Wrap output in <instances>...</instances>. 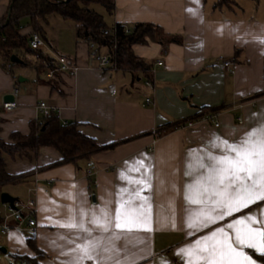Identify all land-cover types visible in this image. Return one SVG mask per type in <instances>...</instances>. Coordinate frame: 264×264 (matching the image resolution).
I'll return each instance as SVG.
<instances>
[{"label": "crops", "instance_id": "obj_1", "mask_svg": "<svg viewBox=\"0 0 264 264\" xmlns=\"http://www.w3.org/2000/svg\"><path fill=\"white\" fill-rule=\"evenodd\" d=\"M10 1L0 0V19ZM215 2L114 0L113 14L104 8L99 13L111 27L149 23L182 37V44L166 49L153 42L133 47L154 71L155 90L142 72L111 66L99 70L92 48L77 40L64 48L79 68L75 75L48 79L47 72L37 71L21 82L16 67L9 71L0 60L2 139L14 132L28 135L31 124L44 118L37 106L45 102L62 123H78L82 134L106 147L88 161L93 163L91 178L87 161L61 163V155L48 147L30 159L5 157L7 173L26 187L23 201H36L38 232L33 238L46 254L41 264H205L196 259L206 255L197 242L213 243L204 238L220 229L234 247L263 264L250 252L264 255L235 244V229L228 225L245 220L264 229V201L226 214L217 202L228 199L235 185L220 183L214 169L224 166L210 157L234 158L227 145L240 146L250 133L259 139L264 129V0H236L232 9H216ZM31 32L30 27L22 30L26 36ZM97 52V58L107 54L106 49ZM149 96L154 105L145 104ZM7 102L16 108L4 110ZM204 111L218 112L219 128L204 122L178 127ZM118 212L119 222L125 215L136 218L130 231L116 228ZM29 239L20 232L0 237V264L13 263V255L35 257ZM258 244L264 240L258 238Z\"/></svg>", "mask_w": 264, "mask_h": 264}, {"label": "trees", "instance_id": "obj_2", "mask_svg": "<svg viewBox=\"0 0 264 264\" xmlns=\"http://www.w3.org/2000/svg\"><path fill=\"white\" fill-rule=\"evenodd\" d=\"M12 1L8 9V13L11 9L9 23L6 25L8 13L0 19V60L2 66L9 71L14 67L28 66L40 73L44 71L46 73L56 67L52 57L44 54L42 50H33L29 44L33 33H38L45 39L40 22H47L48 17L53 14L73 22L77 42L88 44L94 54L106 49L107 54L112 56L114 69L132 73L142 72L149 79L151 66L134 54L133 47L153 42L166 49L170 44L183 42L180 35L166 34L161 27L149 23H137L129 28V33L125 32L124 25L108 26L103 16L91 6L100 5L111 15L115 9L114 0H15L13 5ZM235 4L236 0H216L214 7L232 9ZM25 18L29 20L28 27L32 29L29 36L22 34L25 28L22 27V22ZM22 54L32 55L34 59L30 62L20 58L22 61L20 64L11 62L13 55L19 57ZM44 147L56 150L62 157L61 163H74L77 166L80 162H88L93 155L106 148L82 134L78 123L72 122L63 126L58 115L53 112L41 122L32 123L28 135L14 132L8 140L0 137V196L4 184L20 181L19 178L7 173L5 157L12 160L30 159ZM90 182L93 186L91 179ZM28 246L35 253V257L13 255L15 264H41L46 257V254L38 248L34 238L28 240ZM250 254L264 264V256L254 252Z\"/></svg>", "mask_w": 264, "mask_h": 264}, {"label": "snow or ice", "instance_id": "obj_3", "mask_svg": "<svg viewBox=\"0 0 264 264\" xmlns=\"http://www.w3.org/2000/svg\"><path fill=\"white\" fill-rule=\"evenodd\" d=\"M259 139L253 140L255 133L249 134V139L243 141L240 146L227 145V147L235 152V157H210L224 167L215 170L219 172V181L224 183L229 181L228 187L235 185L233 194L224 201H218L227 209L226 214L233 211H239L243 207H247L250 203L256 201H264V129L260 130ZM139 163V162H138ZM139 195V193H137ZM192 200V203H198ZM121 214L117 213L116 228L131 230V226L135 224L136 218L131 215H125L123 222H119ZM248 221L255 223L254 218L248 217ZM243 225L244 227H238ZM75 227V225H69ZM228 228L235 229V244L246 246L254 249L261 255H264V244H258V238L264 240V229L253 228L245 220H237L235 224H229ZM219 237V238H218ZM205 241H214L211 244L205 243L200 246L198 241V251L206 253V255L196 256L197 260H203L205 264H255L250 256L243 251L234 247L230 242L231 238L223 229L219 233H213L211 237H205ZM189 257L193 256V250H186ZM191 264V261H190Z\"/></svg>", "mask_w": 264, "mask_h": 264}, {"label": "built area", "instance_id": "obj_4", "mask_svg": "<svg viewBox=\"0 0 264 264\" xmlns=\"http://www.w3.org/2000/svg\"><path fill=\"white\" fill-rule=\"evenodd\" d=\"M129 28L125 26V32L129 33ZM108 34V32H105ZM115 34V32H114ZM30 47L33 50H43L47 48V44L44 42L42 36L38 33H33L29 39ZM93 59H98L99 70L105 71L108 66H111L114 69V64L112 61V56L109 54H105L103 56L92 55ZM54 61L56 67L54 69H50L46 73V77L48 79H54L56 74L62 73H70L71 75H75L78 71V67L74 66L71 61L64 56H54ZM160 64V63H159ZM225 67H229L228 63H224ZM151 75L154 76V71L151 69ZM146 85L155 90V81L152 79H148L146 81ZM17 94V91L14 92V95ZM145 104L154 105V98L149 96L145 99ZM15 102H7L4 103L3 109L6 111H11L16 108ZM37 110L41 116L44 118L49 117L54 110L45 102H41L37 106ZM218 112L215 111H204L201 112L198 116L187 120L178 125L179 128H192L199 123H209L214 127L219 128L220 123L218 120ZM239 123H242V119H238ZM67 122L62 123V125H66ZM87 176L91 178L94 176L93 173V163L88 162L87 164ZM6 211L2 213L0 211V237L7 236L10 232H20L28 236L29 238H33L38 232V222H37V205L34 199H29L27 202L16 201L14 203V207H10L8 204H3ZM11 264H15L14 262Z\"/></svg>", "mask_w": 264, "mask_h": 264}, {"label": "rangeland", "instance_id": "obj_5", "mask_svg": "<svg viewBox=\"0 0 264 264\" xmlns=\"http://www.w3.org/2000/svg\"><path fill=\"white\" fill-rule=\"evenodd\" d=\"M91 8L95 10L97 13L100 14L105 13V10L100 5H92ZM47 22H40V26L45 34V39L44 38L43 39L44 42L47 44V48L43 49L42 51L44 52V54L52 58H54L55 55L67 57L64 54V50H65L64 48L70 47L71 45L70 43H72L73 40H76L75 24L71 21L64 20L58 14H53L49 16ZM28 23L29 20L25 18L22 22V27L25 28L28 27ZM60 44L62 48L59 47ZM101 54H102L101 56H103V53ZM19 57L27 60L33 59L32 57L30 58V56H27L25 54H22ZM14 69H15L14 73L17 74V77L19 76V74H21V77L26 74L31 75L32 77L37 75V70L34 69L33 67L32 68L16 67ZM44 77H45L44 74L40 75L41 79H43ZM1 190L2 193H8L16 199L17 198L21 199V201H23V199L26 198L27 195L26 187H24V183L22 181L8 182L1 187ZM0 211L2 213L6 211L2 203H0Z\"/></svg>", "mask_w": 264, "mask_h": 264}, {"label": "water", "instance_id": "obj_6", "mask_svg": "<svg viewBox=\"0 0 264 264\" xmlns=\"http://www.w3.org/2000/svg\"><path fill=\"white\" fill-rule=\"evenodd\" d=\"M14 1L15 0H13L12 1V5H13V3H14ZM11 5V6H12ZM10 14H11V9L9 10V13H8V18H7V21H6V25L9 23V19H10ZM11 62L12 63H18V64H20L22 61L17 57V56H15V55H13L12 57H11ZM21 82L23 81L22 80V77L19 79ZM9 98L8 97H6V99L5 100H8ZM17 201V199L16 198H14L13 196H11L10 194H8V193H2L1 194V196H0V202L2 203V204H8L10 207H14V203ZM3 251H5V250H3Z\"/></svg>", "mask_w": 264, "mask_h": 264}]
</instances>
